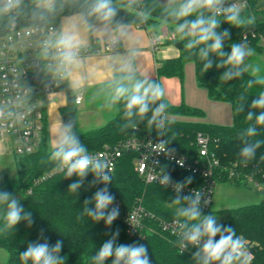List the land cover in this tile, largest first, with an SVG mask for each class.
Listing matches in <instances>:
<instances>
[{"label":"clouds","instance_id":"1","mask_svg":"<svg viewBox=\"0 0 264 264\" xmlns=\"http://www.w3.org/2000/svg\"><path fill=\"white\" fill-rule=\"evenodd\" d=\"M226 3L227 0H164L163 3L153 0L151 4H144L143 0H120L119 4L114 0H0V31L15 33L18 37L13 41V36H8L13 49L17 44L20 48L34 46L37 49L35 74L42 78L45 88L53 84L57 87L66 85L72 105L78 106L88 89L94 87L91 100L101 101L102 109L110 111L118 105L123 106L121 131L135 130L138 124L146 121L149 129L155 128L164 135L169 123L165 89L142 73L139 63L142 40L131 28L136 23H147L159 9V24L151 30V46L161 39L162 30L170 28L180 41H186L184 48L190 55L198 56L203 62L204 73L213 67L212 54L218 57L215 67L224 69L220 80L228 82L250 73L244 85L247 92L255 85H264V76L259 75L260 66L245 63L255 51L246 43H232L231 51L226 52L224 42L230 38V32L217 29L222 21L234 27L251 26L256 17L243 14L246 0H233L227 6ZM67 7L77 11L66 17L64 23L54 26L55 17ZM121 7L135 12L132 23L116 19ZM21 20L26 21L27 26L16 33ZM92 37L108 48L126 45L123 54L105 57L103 77L99 75V65L94 62L90 47ZM9 73L11 80L8 76L4 80L10 94L0 100V133L16 128L38 107L31 103L34 89L23 79L21 70L12 66ZM244 100L242 94L235 109L237 113L244 112ZM251 109L246 120L252 123L240 134L242 147L238 155L243 164L255 157L262 143L251 138L257 136V126H264V91L252 100ZM50 135L49 159L55 164L53 171L62 172L65 179L73 175L78 177L69 185L68 191L78 193L89 173L94 176L91 184L105 185L94 193L92 200L84 201L80 217H89L94 222L103 220L106 225H111L117 219L119 209L114 207L106 211L115 199L107 187L112 182L110 162L101 155L89 153L76 131L75 116H70L67 122L61 119L55 122ZM167 143L165 140L158 144L161 152L165 151ZM158 180L162 186L171 183L170 175L166 173ZM191 182L189 177L185 183L176 184L177 195L170 201V206L175 208V245L181 254L192 247L196 249L192 254L194 264H249L250 253L244 238L238 236L233 227L218 223L215 216L202 215L201 192L179 195L185 184ZM93 202L94 207L89 208ZM0 220L3 221L0 232L4 233L14 230L21 221H26L29 226L32 223L31 213L25 212L19 200L6 191H0ZM118 235L119 231L95 252L90 264H105L109 258H113L111 264H150L146 246L117 244ZM62 247L60 240L54 245L47 241L30 243L19 258L22 264H65L66 257L60 255Z\"/></svg>","mask_w":264,"mask_h":264},{"label":"trees","instance_id":"2","mask_svg":"<svg viewBox=\"0 0 264 264\" xmlns=\"http://www.w3.org/2000/svg\"><path fill=\"white\" fill-rule=\"evenodd\" d=\"M114 2L119 4L120 0ZM143 2L151 4L153 0H143ZM161 2L163 3L164 0ZM76 11V8L67 7L63 13L55 17L53 24L60 25L63 17L73 15ZM158 11L159 9L147 23H136L133 26L151 33L152 28L159 24ZM116 19L132 23L135 12L121 7ZM18 26H27V22L21 20ZM224 30L230 32V38L224 42L226 52L231 51L232 43H246L254 49V55L263 52L264 17L247 27H234L222 21L217 31ZM5 34L6 32L0 31V38ZM161 43L177 48L179 55L176 58L159 61L156 76L150 79L159 83L161 79H177L183 87L185 67L192 63L197 86L207 91L208 98L231 105L233 114L231 125L204 122L205 113L201 109L191 107L183 101L179 104H171L164 98L169 103L167 110L169 123L164 135L159 134L155 128L149 129L146 121L138 124L135 130L121 131L120 127L124 123L122 105L116 106L115 114L103 125L81 131L78 126L79 110L77 106L72 105L69 91L68 103L60 109L62 120L67 122L70 116H75L76 131L89 153L101 151L106 147H115L129 139L160 137L163 141L167 140V146L181 153L192 166L208 167L209 163L213 164L216 161L217 165H212L216 185L227 183L239 188H249L252 184L262 185L263 197L259 203L223 210L224 218L220 224L233 227L236 234L244 238L246 248L251 254L249 264H264V126H257V136L251 138L262 142L255 157L247 164H243L238 155L242 147L240 134L252 123L246 120V114L252 110V100L257 98L260 91H264V85H255L245 92L244 85L250 78V73H246L242 78L224 82L219 79L224 69L215 67V62H218L215 54L210 56L214 61L213 67L204 73L203 62L198 56L190 55L184 48L186 41H180L172 34L164 38ZM95 47L96 45H93L91 49L94 50ZM249 59L250 57L245 63ZM242 94L245 96L244 112L237 113L235 109ZM199 134L208 139L207 156L201 155L197 143ZM50 145L46 117L39 148L28 154L12 153L17 183H13L6 174L0 181V191L14 195L24 211L30 212L32 217L30 226L26 221H21L14 230L7 233L0 232V249L8 254L5 264H22L19 255L30 243L47 241L49 245H54L58 240L63 243L60 255L66 257L65 264H90V258L117 231H119L117 244L135 243L146 246L150 264H194L192 254L196 249L189 247L181 254V250L175 245L177 236L172 230L164 228V223L176 219L175 208L170 206V201L177 193L158 183H148L138 174L135 170L138 152L131 150L121 155L112 182L107 185L110 194L122 203L125 211L141 206L146 213L139 234L131 235L121 220L116 219L111 225H106L103 220L94 222L89 217H80L84 201L92 200L94 193L105 185L91 184L94 176L89 173L78 193L68 191L69 185L78 177L73 175L65 179L62 172L53 171L55 164L49 159ZM163 168L179 183H185L187 178L191 177L192 182L185 186H201L205 180L202 174L193 173L176 164L165 163ZM179 195L184 196L180 193ZM88 207H94V202ZM209 212L210 210L201 209L202 215ZM2 223L3 221L0 220V224ZM216 239L219 237L217 236ZM112 259L109 258L105 264H111Z\"/></svg>","mask_w":264,"mask_h":264},{"label":"built area","instance_id":"3","mask_svg":"<svg viewBox=\"0 0 264 264\" xmlns=\"http://www.w3.org/2000/svg\"><path fill=\"white\" fill-rule=\"evenodd\" d=\"M233 0H227V3H231ZM239 2V0H237ZM226 3V6H227ZM247 7L244 9L245 15H255L256 20L264 17V0H246ZM59 26V25H54ZM26 26H17L15 32H21ZM13 36V41H17L18 37L15 33H6L0 38V100L4 99L10 93L6 91L5 76H8V80H11V74L9 68L12 66L18 67L23 74V79L28 80V83L33 87L34 92L31 96V103L38 105L37 110L31 113L25 121L19 124L16 128H10L5 132L0 133V143L4 144L12 153L15 154H28L36 151L39 148L42 138V132L44 128V120L46 118L45 98L47 95L55 93L59 88L55 84L48 88H45L41 83V77H37L35 72V64L37 63L36 54L37 49L34 46H26L20 48L19 45L13 49L11 47L12 42L8 40V36ZM162 42V38L155 44L159 45ZM5 45H8L7 47ZM154 45V46H155ZM119 51V47L108 48L105 44L102 48H96L93 50V54H111ZM98 54V55H99ZM34 79H38L37 83ZM83 102V101H82ZM81 102V104H82ZM80 104V105H81ZM163 142L160 137H149L144 139H129L125 140L115 147H106L105 149L97 152H90L92 155H101L110 162V175L114 174L116 164L121 155L126 151L138 152V157L135 161V170L144 180L148 183H159L158 178L166 171L163 168V164L172 163L176 164L180 168L191 170L193 173H200L204 177V183L201 186H184L181 189L180 194L184 196L193 194L196 191L202 193L201 209L204 211L210 210L212 204V198L215 192L216 181L213 178L212 165H217V162L208 165V167L192 166L188 163L187 159L178 151L166 146L165 151L161 152L158 144ZM197 143L200 147L202 156L208 154V139L201 134L197 137ZM167 174V173H166ZM169 175V174H168ZM171 183L167 186L170 190H174V186L178 184L171 176ZM262 190V185L255 184ZM207 201V203H205ZM119 209L118 220L123 221L127 226V231L131 235H138L139 229L142 227L143 218L146 215L143 207L135 206L130 211L123 209L122 203L118 199H114L112 205L108 210L112 208ZM165 229H170L173 232L176 231L175 221L164 223Z\"/></svg>","mask_w":264,"mask_h":264},{"label":"crops","instance_id":"4","mask_svg":"<svg viewBox=\"0 0 264 264\" xmlns=\"http://www.w3.org/2000/svg\"><path fill=\"white\" fill-rule=\"evenodd\" d=\"M71 16V15H70ZM65 16L61 19L60 24L64 23ZM131 31L139 36L142 40L141 47L143 49L142 56L139 59V63L141 64V71L143 74L147 75L149 78H153L156 76V69L159 61L176 58L179 55V51L177 48L173 46H165L159 44L155 46L150 45V36L147 30L139 28L137 26H133ZM162 41L164 39L161 36ZM96 45V48H102L103 43L97 41L95 37L90 38V47ZM264 46V44H263ZM126 51V45L119 46V51L111 54H93L95 56L94 62L99 65V75L103 77L104 70V59L108 56H118L123 54ZM257 65L260 66L261 72L259 75L264 76V50L259 54L257 58ZM160 84L166 88L167 91L175 90L176 92V103L171 101V97H164L171 104H179L182 101L187 105L195 108L201 109L205 113V117L203 118L204 122L217 124V125H231L233 123V114L232 108L229 103L225 102H217L212 101L208 98L207 91L205 89L199 88L195 79V69L194 65L187 64L185 67V79L183 87H181L179 81L177 82L174 79H161ZM68 88L66 85H61L60 88L52 94H49L45 98V112L47 117V126L49 131V140L51 144V135L50 130L52 125L57 122L59 119L62 120L60 109L67 105L68 103ZM95 91L94 87L88 89V93L83 98V102L81 106L85 103H88L87 108L92 111L93 106H97V104H101V101L91 100V93ZM94 103V104H93ZM100 110H102L103 116L110 118L116 112V107L112 110H104L99 106ZM92 112H87L86 114H90ZM85 115V113H79V115ZM80 117L78 116V120ZM105 120V119H104ZM63 121V120H62ZM106 122V121H103ZM7 148L4 144L0 143V153ZM8 149V148H7Z\"/></svg>","mask_w":264,"mask_h":264},{"label":"rangeland","instance_id":"5","mask_svg":"<svg viewBox=\"0 0 264 264\" xmlns=\"http://www.w3.org/2000/svg\"><path fill=\"white\" fill-rule=\"evenodd\" d=\"M172 32L169 28H165L162 30L161 36L164 38L171 36ZM264 44V41L262 42ZM259 55H253L250 57L247 63L257 66V58ZM193 66L192 63H190ZM178 82L177 79H174ZM165 89V97H171V101L176 103V92L175 90L167 91ZM94 104V103H93ZM88 103H85L83 106L78 105L79 113H85V115H79L80 119L78 120V126L81 131H86L88 129L98 127L103 125L105 122L111 119L107 118L102 114V110H100L99 106L101 104H97V106H93L92 111L87 108ZM87 112H92L90 114H86ZM105 119V120H104ZM8 175L9 179L13 183H17V172L14 164V157L12 152L5 148L3 152L0 153V181L3 179L4 175ZM263 194L262 190L252 184L249 188H239L227 183H218L215 187V192L212 198V204L210 207V212L205 215H213L217 218V222L220 223L224 218L223 210L225 209H233L246 205L257 204L262 200ZM251 257V254H250ZM8 258V254L5 250L0 249V264H5Z\"/></svg>","mask_w":264,"mask_h":264},{"label":"water","instance_id":"6","mask_svg":"<svg viewBox=\"0 0 264 264\" xmlns=\"http://www.w3.org/2000/svg\"><path fill=\"white\" fill-rule=\"evenodd\" d=\"M37 83H39V80L38 79H34Z\"/></svg>","mask_w":264,"mask_h":264}]
</instances>
